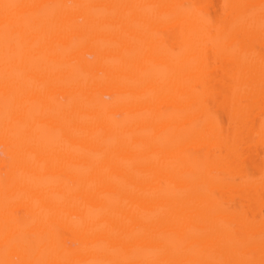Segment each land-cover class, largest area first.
I'll use <instances>...</instances> for the list:
<instances>
[{
	"label": "bare ground",
	"instance_id": "6f19581e",
	"mask_svg": "<svg viewBox=\"0 0 264 264\" xmlns=\"http://www.w3.org/2000/svg\"><path fill=\"white\" fill-rule=\"evenodd\" d=\"M0 264H264V0H0Z\"/></svg>",
	"mask_w": 264,
	"mask_h": 264
}]
</instances>
